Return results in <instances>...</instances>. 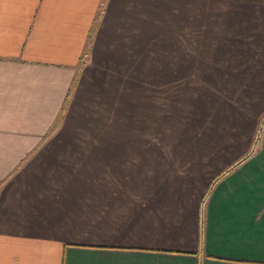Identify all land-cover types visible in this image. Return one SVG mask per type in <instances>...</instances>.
Here are the masks:
<instances>
[{"label":"crops","instance_id":"obj_1","mask_svg":"<svg viewBox=\"0 0 264 264\" xmlns=\"http://www.w3.org/2000/svg\"><path fill=\"white\" fill-rule=\"evenodd\" d=\"M241 34L264 0H0V264H264Z\"/></svg>","mask_w":264,"mask_h":264},{"label":"rangeland","instance_id":"obj_2","mask_svg":"<svg viewBox=\"0 0 264 264\" xmlns=\"http://www.w3.org/2000/svg\"><path fill=\"white\" fill-rule=\"evenodd\" d=\"M256 35H240L239 38L237 39V42L233 44H225L221 46V51L224 52L225 51H236L239 50L241 52H250V50H262V48H264V41H261L259 43L258 40L255 39ZM203 42V41H202ZM204 43V42H203ZM235 47V48H234ZM218 51V46L217 45H213V46H204L201 49V54L203 57H205L204 53H213V52H217ZM205 59V58H203ZM189 65H187L186 67H188ZM192 66V65H190ZM189 66V67H190ZM201 71H206V66L205 63H202V65L200 66ZM187 86L190 89V91L192 90L193 87V80H187Z\"/></svg>","mask_w":264,"mask_h":264}]
</instances>
